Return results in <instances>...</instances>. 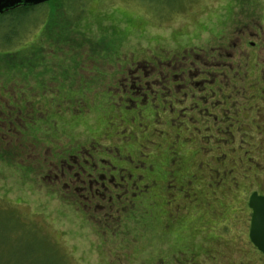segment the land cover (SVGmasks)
Returning a JSON list of instances; mask_svg holds the SVG:
<instances>
[{
  "label": "rangeland",
  "instance_id": "1",
  "mask_svg": "<svg viewBox=\"0 0 264 264\" xmlns=\"http://www.w3.org/2000/svg\"><path fill=\"white\" fill-rule=\"evenodd\" d=\"M78 6L103 55L0 75V264H264V0Z\"/></svg>",
  "mask_w": 264,
  "mask_h": 264
},
{
  "label": "trees",
  "instance_id": "2",
  "mask_svg": "<svg viewBox=\"0 0 264 264\" xmlns=\"http://www.w3.org/2000/svg\"><path fill=\"white\" fill-rule=\"evenodd\" d=\"M78 2L79 0H51L39 6H21L0 15V75L4 71L9 76L7 79L13 82L16 73L39 70L43 60L48 56V59H52L48 61L49 65L56 64L58 70H61L59 76H55L50 66L46 68V71L52 72L53 78L59 77L65 82L74 79L72 70L74 71L76 66L73 64L78 61L77 56L83 53L85 45L83 42L79 45L75 43V40L71 39L72 35H84L85 40L93 44L94 53L97 56L103 55L105 53L103 49L105 47L108 49V37L93 40L87 36L84 27L86 19H82L85 9L78 6ZM44 9L47 19L37 39L25 48L14 50L16 45L13 40L19 38L29 17ZM111 50L112 53L108 57L114 58L117 48L111 44ZM61 86L67 87L65 83Z\"/></svg>",
  "mask_w": 264,
  "mask_h": 264
},
{
  "label": "water",
  "instance_id": "3",
  "mask_svg": "<svg viewBox=\"0 0 264 264\" xmlns=\"http://www.w3.org/2000/svg\"><path fill=\"white\" fill-rule=\"evenodd\" d=\"M51 0H0V15L21 6H39ZM252 210L249 238L251 243L264 255V196L254 192L248 203Z\"/></svg>",
  "mask_w": 264,
  "mask_h": 264
},
{
  "label": "flooded vegetation",
  "instance_id": "4",
  "mask_svg": "<svg viewBox=\"0 0 264 264\" xmlns=\"http://www.w3.org/2000/svg\"><path fill=\"white\" fill-rule=\"evenodd\" d=\"M90 175V174H89ZM102 176V175H101ZM103 177H105V176H103ZM262 196H264V195H262Z\"/></svg>",
  "mask_w": 264,
  "mask_h": 264
}]
</instances>
